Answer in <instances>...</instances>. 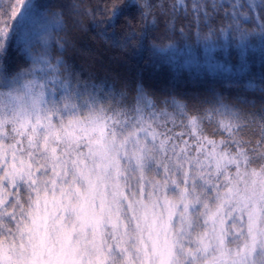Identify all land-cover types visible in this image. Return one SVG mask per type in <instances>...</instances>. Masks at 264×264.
I'll use <instances>...</instances> for the list:
<instances>
[{"label":"snow or ice","instance_id":"snow-or-ice-1","mask_svg":"<svg viewBox=\"0 0 264 264\" xmlns=\"http://www.w3.org/2000/svg\"><path fill=\"white\" fill-rule=\"evenodd\" d=\"M84 15L122 49L216 79L85 73L62 11L0 0V264H264V0H96Z\"/></svg>","mask_w":264,"mask_h":264},{"label":"trees","instance_id":"trees-1","mask_svg":"<svg viewBox=\"0 0 264 264\" xmlns=\"http://www.w3.org/2000/svg\"><path fill=\"white\" fill-rule=\"evenodd\" d=\"M37 5L50 7L54 11H62L67 22V37L69 40L65 58L77 70L87 73L96 71L100 75L116 76L117 73L128 80L142 81L151 88L176 87L178 91H191L203 88L201 81H212L216 77L203 69L182 66L183 59L169 61V54L152 55L145 49L133 51L116 46L109 36L101 35L100 29L92 26L89 17L84 15V8L91 7L96 0H33ZM74 4L81 5L75 9ZM41 10H44L43 8ZM79 21V23H75ZM61 36L65 33H60ZM177 48L182 49L183 41L176 37ZM252 53L249 69L254 73L255 88L247 90L244 95L260 106L262 85L258 76L261 73L260 48L258 39L249 41Z\"/></svg>","mask_w":264,"mask_h":264},{"label":"rangeland","instance_id":"rangeland-1","mask_svg":"<svg viewBox=\"0 0 264 264\" xmlns=\"http://www.w3.org/2000/svg\"><path fill=\"white\" fill-rule=\"evenodd\" d=\"M179 59H183L184 61L185 59H187V57H182L180 53H177L176 59L174 61H177Z\"/></svg>","mask_w":264,"mask_h":264}]
</instances>
